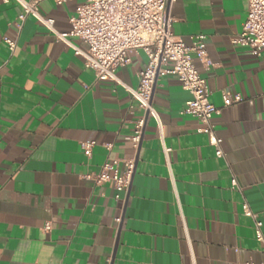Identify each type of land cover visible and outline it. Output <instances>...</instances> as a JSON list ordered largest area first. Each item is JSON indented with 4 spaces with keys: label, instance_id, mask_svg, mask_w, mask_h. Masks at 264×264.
<instances>
[{
    "label": "crops",
    "instance_id": "obj_1",
    "mask_svg": "<svg viewBox=\"0 0 264 264\" xmlns=\"http://www.w3.org/2000/svg\"><path fill=\"white\" fill-rule=\"evenodd\" d=\"M85 1L43 0L39 11L68 31ZM248 9L247 0H175L168 8L178 38L190 45L205 36L212 64L195 63L208 101L221 108L213 118L218 156L204 125L181 113L191 95L176 75L156 81L159 122L138 107L127 88L139 84L143 50L117 69L118 82L98 81L45 24L20 19L19 0H0V264L264 262V241L245 212L248 205L264 235V60L233 43ZM5 37L18 40L13 54ZM225 89L244 100L224 106ZM144 115L136 150L129 137ZM88 140L96 142L91 157L81 147ZM124 157H135V169L121 199L113 183L85 177Z\"/></svg>",
    "mask_w": 264,
    "mask_h": 264
},
{
    "label": "built area",
    "instance_id": "obj_2",
    "mask_svg": "<svg viewBox=\"0 0 264 264\" xmlns=\"http://www.w3.org/2000/svg\"><path fill=\"white\" fill-rule=\"evenodd\" d=\"M43 0H19L23 7L20 16L22 21L32 16L45 24L57 39L74 48L75 54L82 56L85 65L94 71L96 80H113L118 82L117 69L131 62V54L143 50L148 62L140 72V81L136 88L127 90L145 114L152 115L159 122V114L153 104V92L159 76L174 74L182 88L190 93L182 114L191 115L204 125L201 131L208 132L212 144L217 147V155L223 156L220 140L215 133L213 118L220 114L221 108L210 103L209 87L195 63V58L208 68L212 62L205 47V36L192 38L190 45L178 38L173 31V18L168 14L169 5L175 0H86L76 6L75 14L70 18L71 28L59 31L55 28V20L43 16L39 4ZM57 5L72 0H53ZM248 15L242 31L233 38V43L249 48L252 53L264 60V0H247ZM71 37L79 38L85 48L74 45ZM4 42L13 54L18 40L5 37ZM224 106L244 100L241 95H233L230 90L223 91ZM145 115L136 122L133 134L129 137L133 147L139 148L145 129ZM94 140L83 141L82 150L87 157L93 154ZM123 162L125 169L121 172L119 164ZM135 169V157L109 158L98 173H90L85 177L96 184L111 182L116 190V199L126 193L131 185ZM233 184L237 185L236 179ZM246 214L256 220V237L264 241L263 222L259 220L248 205ZM117 224L121 217L115 219ZM51 223L45 224L44 230L50 231ZM245 264H257L254 261ZM264 264V262L260 263Z\"/></svg>",
    "mask_w": 264,
    "mask_h": 264
}]
</instances>
